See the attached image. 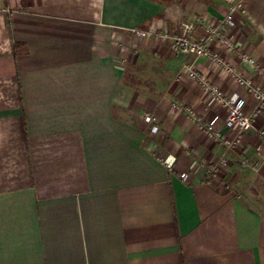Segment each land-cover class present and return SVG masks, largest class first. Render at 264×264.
I'll use <instances>...</instances> for the list:
<instances>
[{
    "label": "crops",
    "instance_id": "crops-1",
    "mask_svg": "<svg viewBox=\"0 0 264 264\" xmlns=\"http://www.w3.org/2000/svg\"><path fill=\"white\" fill-rule=\"evenodd\" d=\"M227 12V0H0V264H264V111L232 149L206 146L176 102L207 120L225 110L175 80L183 66L247 110L253 98L207 58L134 33L177 35L185 19L198 37ZM233 22L228 60L264 85L240 58L264 69V0ZM219 157L228 189L206 180Z\"/></svg>",
    "mask_w": 264,
    "mask_h": 264
},
{
    "label": "built area",
    "instance_id": "built-area-1",
    "mask_svg": "<svg viewBox=\"0 0 264 264\" xmlns=\"http://www.w3.org/2000/svg\"><path fill=\"white\" fill-rule=\"evenodd\" d=\"M227 1L228 12L224 22L221 25L207 28L206 33L198 37L192 36L194 23L185 19L180 22V33L177 35L170 34L166 29L161 31L136 29L134 33L140 40L155 38L161 42L168 41L175 53L191 54L196 58H207L214 65L225 70L231 81L244 88L246 94L253 98L254 104L250 110H247L246 95L237 92L226 95L210 77L196 69L194 64L184 65L175 78L177 82L187 80L198 82L209 92L212 102L225 110L224 116L217 115L212 120H207L190 106L180 101L176 102V107L183 110L189 120L202 131L206 146H224L227 149H232L245 134L255 128L258 116L264 111V85L243 72H239L237 64H231L228 60L231 54L237 52V47L230 34L223 27L234 25V13L245 12L246 0ZM240 58L241 62L253 66L259 73L264 72V69L257 66L255 60L248 54L242 52ZM144 119L152 124L150 129L152 133H157L160 130L154 114L147 112L144 114ZM224 130L228 131L226 135L223 133ZM159 160L169 172L175 170L176 158L172 154L164 151L159 155ZM258 165L259 163L255 167ZM227 169V158L219 157L208 165L206 180L214 181L227 189L230 188V181L226 177ZM181 177L185 180L188 178V174H182Z\"/></svg>",
    "mask_w": 264,
    "mask_h": 264
}]
</instances>
